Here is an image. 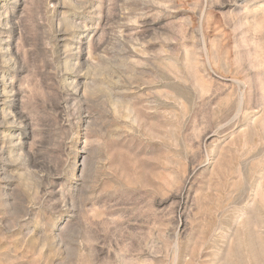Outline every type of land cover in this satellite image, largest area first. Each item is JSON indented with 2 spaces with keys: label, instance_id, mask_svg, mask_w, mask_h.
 Returning <instances> with one entry per match:
<instances>
[{
  "label": "rangeland",
  "instance_id": "obj_1",
  "mask_svg": "<svg viewBox=\"0 0 264 264\" xmlns=\"http://www.w3.org/2000/svg\"><path fill=\"white\" fill-rule=\"evenodd\" d=\"M0 264H264V0H0Z\"/></svg>",
  "mask_w": 264,
  "mask_h": 264
}]
</instances>
